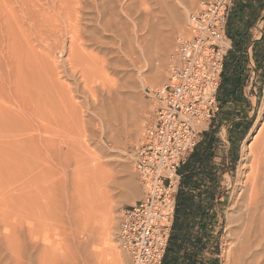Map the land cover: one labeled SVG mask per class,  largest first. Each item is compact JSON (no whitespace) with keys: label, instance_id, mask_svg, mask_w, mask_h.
I'll list each match as a JSON object with an SVG mask.
<instances>
[{"label":"rangeland","instance_id":"374dc122","mask_svg":"<svg viewBox=\"0 0 264 264\" xmlns=\"http://www.w3.org/2000/svg\"><path fill=\"white\" fill-rule=\"evenodd\" d=\"M144 1L146 3L141 6V11L137 14L139 27L136 31L132 28L131 17L122 11L124 0H110L108 3L109 10L115 19L112 24L119 28L118 31L103 32L100 28L91 25L89 20L91 15H96V12L89 11V7L83 11V23L87 25L89 31L94 30L93 27H95L93 35L99 40L97 43L87 45L86 50H91V55L99 58L97 61L95 58V62L92 61L95 64L100 60V64L103 63L102 59L114 62V65H110L111 67H106V71L100 70L96 74L97 76L100 74L101 79L98 76L96 81L95 76L93 82L91 78L92 83L101 87L103 84L107 85V80L110 84L109 79L117 83L119 81L120 87L113 90L112 94L122 97V101L118 99L113 105L123 116L120 121L108 119L106 116L108 110L101 106L98 107V113H94L93 98L90 95L81 96L80 92L69 99L52 97L44 101L41 98H35L41 103L38 102L40 105L37 103V106L35 101V104H32L34 99H29L20 92L19 88L24 80L18 76L15 64H11L12 59L15 60L14 56L11 58L7 56L9 55L7 53H10L9 45H13L15 39L12 41L4 30H0V57L3 59L0 61L3 64L0 63V65L4 67L2 69L3 67L0 66L1 71L11 67L13 77L22 81L18 83V80L6 78L5 82H2L6 84V92L3 88L4 84L0 85L2 91L0 101L5 95L10 108L13 107L12 111L16 108L17 112L19 109L22 112L24 107L23 114L26 115L28 123L33 127L31 129L34 130L30 129L27 132L22 130L26 134H20L22 132L17 129L21 130L20 127L24 125V122L21 125L20 118H17L19 121L13 119L17 113L11 118L13 113L9 110L11 114H8V108H6L7 110H3L8 117L2 114L3 118L6 116L12 119V123L14 120L13 124L7 122L10 127L16 125L13 127L15 129L11 127V130L13 129L12 133L15 131L17 134L14 136L15 133H13L11 136L9 135L11 131L4 129L8 125L3 126V118L0 114L1 129L3 126L1 132L3 137L0 136V229H2L0 230V258L2 257L3 261L0 259V264H132L130 256L118 241L117 232L123 208L143 197V189L134 168L131 150L139 143L145 128L154 117L156 101L147 95V88L160 87L167 81L175 62L174 55L178 40L188 34L189 15L196 12L200 2L211 0ZM246 1L252 3L253 10L239 20V24H236L238 27H233L236 31L243 28L247 33L246 36L240 37L241 39L236 37L241 43L239 44L242 48L240 51L242 56H246L247 45L252 41L253 34L259 36L260 30L264 29V9L259 11L263 0ZM232 3L229 16L236 4L234 0ZM147 4L150 7L149 14L145 10ZM226 34L228 35L227 32ZM134 38L138 43L133 42ZM228 39L233 40L228 35L221 43L226 52L225 58L229 55V51L234 53L240 50V47L230 50L231 42ZM167 40L170 44L167 49H164ZM69 42L67 38L66 49L69 48ZM15 43L20 44L17 41ZM133 46L138 49L140 59L138 66L140 67H136L131 57L123 55L122 52V49L131 50ZM258 50H264V45L259 46ZM64 52L57 53L62 74H60V80L55 82L56 87L58 84L63 87L74 86L79 82V75L72 76L69 71H64L68 69H64L63 60L67 56V51ZM154 69L162 71L161 80L157 83L148 76ZM90 76L92 77V74ZM105 77L107 80L102 82ZM247 79L246 86L240 87L241 93H237L234 99L237 101L225 103L222 107L219 105L217 114L210 122L193 123L196 130L200 132V139L203 137V131L211 127L218 132L217 154L214 158V167L218 170V183L213 203L215 220L210 234L209 249L201 256L203 264H231L230 249L236 244L235 235L241 215L240 193L244 189L245 175L251 171L249 164L252 155L249 154L250 158L247 160L244 159L247 155L244 156V153H249L247 146L251 143L254 145L255 139L260 140L264 135V74L261 72L257 75H247ZM1 81L0 77V84ZM12 81H16L13 84L18 83V87L13 86ZM13 87L18 88L16 90L19 94L17 92L16 94L20 97L15 95V98L18 97L21 101L13 100L7 95L8 92L15 93V88L14 92L12 91ZM64 94H66L65 91ZM57 98L60 102L55 101ZM17 101H20L22 105ZM71 101L73 105L74 102L79 105L75 104L76 114L74 107L71 110L74 114L70 111ZM34 105L37 111L46 106L43 112H47L44 116L39 115L40 110L36 116L37 111L35 112ZM3 107L2 105L1 108ZM59 109L61 114L59 112L58 115ZM3 110L0 113H3ZM75 117L80 119L74 122ZM77 121L79 123L82 121L80 123L82 126L76 124ZM61 122L65 128L61 127ZM39 124L46 126L48 124V127H41L42 130ZM50 126L51 128L54 126V129L49 130ZM47 139L50 140V148L45 146ZM173 182L176 199L180 182L178 172ZM109 208H112L111 213ZM106 216L114 217L110 221V230L105 226ZM32 224L34 228L31 227ZM38 227L39 229H35ZM28 228L31 234L34 233L32 236ZM108 235L111 247L106 245ZM35 240H38L37 244ZM97 249L103 251L100 256L95 254Z\"/></svg>","mask_w":264,"mask_h":264},{"label":"bare ground","instance_id":"6f19581e","mask_svg":"<svg viewBox=\"0 0 264 264\" xmlns=\"http://www.w3.org/2000/svg\"><path fill=\"white\" fill-rule=\"evenodd\" d=\"M109 1L110 0H0V30H4L5 33L9 36V39H11L12 41H13V39H15L13 42V45H9L10 46V49H9L10 53L9 52L8 53L6 52V53L9 54L7 56L10 58L14 56L15 60L12 59L13 61H11L12 63L11 62L10 63L15 64L14 67L15 66L17 67L15 69L18 70V72H17L18 76L20 78H23V80H24L23 81L24 83H22V81H19V79L14 78L13 77L14 75L12 74L13 70L11 69V67H8V70L5 68V70L1 71L2 69H4V67H3V65H0L1 67H3L2 69L0 67V77L2 80L0 85L4 84V83L2 84V82H5L6 78L9 80H11L12 78L15 79L16 81L18 80L17 81L18 83L21 82L24 85V86L21 85L22 88L20 86V88H19V89H21L20 92H23L24 95H26L29 99H34V100H32V104H35V101H36V104L38 102L41 103L39 101V99L37 102V99L35 100V98H41L44 101H46L47 99L52 98V97H66L65 99H67V98L69 99V98H71V96H75L78 92H80L81 96L90 95L93 98L92 101L94 104L92 103V105H94V109H93L94 113H98V111H99L98 107L101 106L104 109L108 110L107 114H106L108 119L119 120V121L121 119H123L122 118L123 116H121L120 112L118 110H116L115 107H113L116 100L120 99V101H122V97H120V96L116 97V94H112L113 90H117V88L120 87V84L118 85L119 81L117 83V82H113L112 80L110 81V79H109L110 84H111V82L113 83L110 85V84H108V80L106 79L107 77H105V79H102L103 80L102 82H104V80H107L106 81L107 85H104L102 83L103 85H101V87H97V86L93 85V83H92V80L94 79V77L96 76L95 77V79H96L100 75V74H98V76L96 75L100 70L106 71V67H111L110 65H114L113 64L114 62L110 61L109 59H106V60L102 59V61H104V62L103 63L101 62V64H100V61H101L100 60L98 63H96L98 65H96L94 63L95 62L94 59L96 58V61H97V59L99 60V58H97L93 54L91 55V50H88V49L86 50L88 44L99 42V40L96 37H94V35H93V33L95 32V27L100 28L103 32L108 31V30H112V31H118L119 30V28L113 26V24H112V22L115 21V19L113 18L114 15L112 14L111 10H109L110 9V6L108 5ZM145 3L146 2L144 0H124V3L123 4L121 3L122 4V11H124L127 16L131 17V21H132L131 24H132V28L134 29V31L138 30V27H139L138 22H137L138 21L137 14H139V12L141 11L140 10L141 6H143ZM87 7H89V11L94 10L96 12V15H91L90 19H89L91 21V25L95 26V27H93L94 30H90V31L88 30L87 25L85 23H83V19H84L83 18V11ZM145 10L149 14L150 7L148 4L146 5ZM138 17H139V15H138ZM0 37H1V35H0ZM67 38L70 41L69 42L70 45H69L68 49H66V44H65V41ZM16 41L20 44L16 45V43H15ZM133 42L138 43L135 38H134ZM222 42H224V40ZM23 43H25V44L23 47H21ZM168 44H170V43L167 40L164 44V49L168 48ZM136 47H134V46L131 47V50L124 48V49H122L123 50L122 52H123V55L131 57L132 62H134V65L136 67H140V66H138V64L140 63L139 53H138V49ZM64 51H67V56L63 60V62H65L64 69L68 68L67 70L65 69L64 71L65 72L69 71L70 74H72V76L74 74L79 75V77H78L79 82L76 81L77 83L74 84V86H65V82H63L65 87H63L62 85L60 86L59 84L56 87L55 82L59 79L60 74H62L61 65L59 63L60 60L57 57V53L58 52L62 53ZM1 54H2V52H1ZM93 56H95V57H93ZM1 59L2 58L0 57V61L3 60V59L2 60ZM22 63H24L25 65H23ZM1 64H3V63H1ZM11 66L13 67V65H11ZM90 74H92V77L90 76ZM161 75H162V71H160L158 69L157 70L156 69L151 70L150 73L148 74V76L153 81H155L156 83L161 80ZM101 77L102 76H99L100 79H101ZM91 78H92V80H91ZM74 79H75V77H74ZM100 79H99V81H100ZM16 81L15 82L12 81L11 83L12 84L16 83ZM96 81H97V79H96ZM93 82H94V80H93ZM18 83L13 84V86L15 85L18 87V85H19ZM67 83H66V85H67ZM12 84H11V86H12ZM116 84H117V86H116ZM5 87H6V84H4V87H3L5 92H6ZM17 87H13V89H12V91H13L15 88V90H14L15 93H10V92L7 93V95H9V97L13 98V100H15V99L20 100V98H18L20 96H18L19 91H17L18 90ZM10 89H11V87H10ZM64 91L66 92V94H64ZM16 92L18 94H16ZM1 95H2V91L0 90V96ZM15 95H17L18 97L15 98ZM24 95H23V97H24ZM97 95H102V96L98 97ZM5 97L6 96L4 95L3 99H1L2 101H0V110L1 109L7 110L6 108H8V110H7L8 114H11L10 112L12 111L13 107L10 108L8 101H7L8 98H5ZM51 100L54 101V99H51ZM51 100H49L50 103L52 102ZM20 101H17V102H19V104H21ZM33 101H34V103H33ZM55 101H59L58 98ZM70 103L72 104V105L70 104L72 106V107L70 106L71 107L70 111L72 110L73 107H74L73 110H75V108L77 109V106H75V104H76L75 102H74V105H73L72 101ZM38 104H37V106H38ZM45 104H46V102H45ZM52 104H54V102H52ZM2 105L4 106L3 108H1ZM76 105H78V104H76ZM17 106H19V105L17 104ZM36 108L37 107L35 106V109ZM41 108H43V106ZM62 108H63V106H62ZM15 109L16 108H14V110L12 111L13 114H11L12 115L11 118L16 116L13 119H16L17 121H19V119H17V118H20L21 119L20 120L21 125L23 124L22 122H24V125L22 126L23 128L20 127L21 130L17 129V131L18 130H19V132L20 131L22 132V130H24L26 132L28 130L30 131V129L33 127L30 123H28V121L25 117L26 115L23 114L25 112L24 107L22 109V112L19 111L20 109L18 110V112ZM44 109H46V106H44ZM44 109L41 110L39 108V110L41 111L39 114L40 116H44V114L47 112V111L43 112ZM48 109H49V107L47 108V110ZM4 110H3V113H0L1 116H2V114H4ZM9 110H10V112H9ZM26 110L28 111V107H26ZM39 110L38 111H37V109L35 110V112L37 111L35 113L36 116L38 115ZM54 110L56 111L55 108H54ZM78 110H80V109L78 108ZM60 111L61 110L59 109L58 115H59ZM62 112H64V111H62ZM72 112L73 111H71V113ZM74 112L76 114V110ZM74 112H73V114H74ZM79 113H80V111H79ZM8 114H4V115L7 116ZM14 114H16V115H14ZM60 114H61V112H60ZM64 114L66 115V112ZM51 115H52V113H51ZM77 115H79V114H77ZM6 116L4 118L2 116L3 120L2 119L1 120L3 121V123H2V121L0 123H2L3 126L5 124L8 125L9 123L13 124L14 120L12 123L11 122L12 119L10 120V118L8 119V118H6ZM65 117H67V116H65ZM5 118L8 121L4 120ZM76 119L79 120L80 118L78 119L75 117V120H73V119L72 120L75 122ZM16 120H15V122H16ZM7 122H9V123H7ZM77 122H76V124H80L82 121H80V123H79V121H77ZM71 123H70V125L73 124V123L72 124ZM39 125H40V128L46 126L45 124H39ZM50 125H52V124H50ZM61 125H62V122H61ZM3 126L1 129V125H0V129H1L0 136L2 135L1 132L3 130ZM14 126H16V125H14ZM14 126L11 125L12 128ZM65 126H66V124H65ZM80 126H82V125L80 124ZM9 127H10V125H8V127H4V129H8L9 132L11 131L9 135L13 136L12 134L15 133V131L12 133V130L15 128H13L11 130V127L10 128ZM46 127H48V124ZM61 127H64V124ZM49 128H51V126ZM64 128H63V130H64ZM53 129H54V126H53V128H51L49 130H53ZM31 131H34V130L31 129ZM26 132H22L20 134H24V133L26 134ZM45 132H49V131L45 130ZM262 132H261V134H262ZM32 133H30V134H32ZM16 134L17 133H15L14 136H16ZM3 135H6V134H3ZM30 136H32V135H30ZM1 137H3V136H1ZM259 137L261 138V136H259ZM46 138H48V137H46ZM50 140L48 141V139H47L48 142L45 143V146L47 148H50L49 146H51V145H49ZM247 149H249V153H247V152L244 153V156L247 154L244 157V159L249 160V158H250L249 154L252 155V159H251L250 164H249V168L251 171H250V173L245 175V180L243 181L244 185L242 182L244 189L240 193L241 207H239V208H241V212H240L241 215L239 217V222H238L239 223L238 229H237L238 231H236L237 233L235 235L236 244L234 245V247H232L230 249L229 260H230L231 264H264V135L260 140L255 139L254 145L252 143L249 144L247 146ZM27 157H28V155H27ZM65 160H66V158H65ZM42 172H43V170H42ZM30 177H32V176H30ZM34 178H35V176H34ZM49 180H50V178H49ZM2 194H4V193H2ZM33 202H35V201H33ZM1 203H2V201H1ZM108 210L111 213L112 208H109ZM33 217L37 218L35 216H33ZM111 217L112 216H110V217L106 216L105 217V223H106L105 226H107L106 228L108 230H110L109 229L110 228V221H112L114 218V217H112V218ZM111 225H112V223H111ZM33 226L34 225L32 224L31 227H33ZM31 227H30V229H32ZM42 228H44V227H42ZM30 229H29V231H30ZM35 229H39V227L35 228ZM0 230H2V229H0ZM31 233L32 232L30 231V234ZM33 234H31V236ZM4 235H6V234H4ZM35 237H36V235L34 236V238ZM106 240H107L106 245L111 247V243L109 242V235H108V237H106ZM37 241H36V244H37ZM15 244H17V243L15 242ZM123 250L127 253V251L124 248H123ZM44 251H45V249H44ZM101 251L102 250L97 249L95 251L96 256H98V255L100 256L103 253V251L102 252ZM5 261L6 260H4V262Z\"/></svg>","mask_w":264,"mask_h":264},{"label":"built area","instance_id":"2783aa9c","mask_svg":"<svg viewBox=\"0 0 264 264\" xmlns=\"http://www.w3.org/2000/svg\"><path fill=\"white\" fill-rule=\"evenodd\" d=\"M233 0L200 2L179 38L167 81L147 88L156 105L153 119L131 150L143 197L122 210L118 241L132 264H162L174 214L173 178L196 144L194 122L208 121L219 108L218 88L226 62L221 45Z\"/></svg>","mask_w":264,"mask_h":264},{"label":"trees","instance_id":"16d2710c","mask_svg":"<svg viewBox=\"0 0 264 264\" xmlns=\"http://www.w3.org/2000/svg\"><path fill=\"white\" fill-rule=\"evenodd\" d=\"M261 39L264 41V35ZM221 77L224 81V71ZM235 82L238 84V77L232 80V85ZM240 89L234 88L236 94ZM203 132V137L193 152L178 168L179 189L162 264H203L201 256L209 249L215 220L213 203L218 183V170L214 167L218 132L213 127Z\"/></svg>","mask_w":264,"mask_h":264},{"label":"crops","instance_id":"0c3cea01","mask_svg":"<svg viewBox=\"0 0 264 264\" xmlns=\"http://www.w3.org/2000/svg\"><path fill=\"white\" fill-rule=\"evenodd\" d=\"M235 5L232 9L231 15L228 17V24L226 28V32L228 33L229 37L233 38L228 39L231 42L229 49L236 50L235 48L240 47L239 40L236 37H243L246 36L247 33L243 30V28H239V31H236L233 27H238L236 24H239V20L246 16V14L250 13L253 10L252 3L246 0H234ZM261 7L259 6V11L264 9V0L262 1ZM252 7V8H251ZM251 8V9H250ZM231 9V8H230ZM255 9V8H254ZM230 12V11H229ZM256 17V16H255ZM254 19V18H253ZM225 32V36L228 35ZM236 34V35H235ZM264 35V29L260 30L259 36H255L253 34L252 41L247 45V53L246 56H242L240 54V50L238 52L231 53L226 57L225 67H224V81H221L222 84L219 86V96L220 107H222L225 103L235 102L236 99V90L234 91L235 87H245L248 79L247 75H257L262 72L264 74V50H258V47L264 45V41H262V36ZM241 39V38H240ZM236 40V42H234ZM238 41V42H237ZM238 43V44H236ZM243 44L245 42H242ZM236 46V47H235ZM247 60V61H246ZM248 62V63H246ZM238 77V84L233 83L232 80ZM233 91V93H231ZM241 93V91H239ZM234 94V96H233ZM222 110V108H221ZM221 114V113H220Z\"/></svg>","mask_w":264,"mask_h":264}]
</instances>
